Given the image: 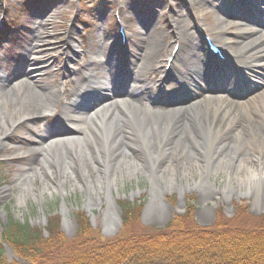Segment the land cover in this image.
I'll return each mask as SVG.
<instances>
[{
  "label": "bare ground",
  "instance_id": "bare-ground-1",
  "mask_svg": "<svg viewBox=\"0 0 264 264\" xmlns=\"http://www.w3.org/2000/svg\"><path fill=\"white\" fill-rule=\"evenodd\" d=\"M239 1V8L243 7L244 3L251 2V0ZM254 1L262 2L261 7L264 11V0ZM202 3L211 4L219 10L217 19L219 24L232 21H225L227 17H234V14L231 16L230 9H225L226 0H195L191 3L189 1L187 8L194 10ZM134 4V2L128 3V7L123 5V8H126L128 12L132 11L131 13L135 15L137 5L134 6ZM157 12V9L152 11V8H147L144 15L135 16L137 19L141 17L156 19L159 18ZM235 18L241 19L240 15ZM169 19L173 21L172 37L185 41L182 56L176 60L179 64L183 61V69L176 73V79L163 75V66H160L161 57L168 43H155L148 32H143L145 28L143 24H141V31L145 36L136 49L135 54L138 59L129 62V81L125 89L122 80L114 75L112 66L100 78L86 74L87 69L85 68L82 71L67 70V84L61 91L58 89L51 94L56 101L59 100V96L63 98L61 109L57 110V115L55 114L57 121L45 129L29 121L31 122L29 130L34 140H24L32 146L28 150L30 159L26 174L17 182L20 186L18 201L25 199V191H29V183L35 169L43 166L49 168V162H51L60 178L58 183L60 184L64 172L70 169L71 165L77 168L78 177L83 178V172L87 170V156L92 157L98 171L95 179H89V188L95 192L102 190L104 201L107 203L102 219L104 231H116L117 207L110 195V189L113 186L116 172L121 171L122 165L126 175L137 170L147 174L152 195L151 202L155 201L156 192L161 188L180 189L181 186L177 180L183 176L182 172L186 174L185 171L198 173L199 179L194 184V188H210L212 184L208 182V176L218 170H223L227 178H238L240 183L244 180H255L257 185L264 182V138L259 131V128H264V87L255 88L250 93H246V90L242 91L244 84L255 82L254 77H251L244 67L250 66L249 64H253V68L264 67V34L259 33L257 37L241 46L237 52H226L229 58H233L234 65L237 64V68H241L240 71L236 67L233 72L229 73L225 71L220 73L216 69L215 74L208 75L207 68L214 62L207 58L208 50L202 36L195 30L188 31L186 17L180 11L173 12ZM35 26L39 27L38 24ZM256 26V28H248L244 24L237 23L236 31H246L245 33L250 35L256 34L259 32L258 27L264 26V22H259ZM217 29L215 33L219 34L225 31L226 27L220 26ZM243 35H238L237 38L240 39ZM43 38L44 32L35 27V30L30 33L29 49L36 48L38 42L44 41ZM220 40L222 44L220 48L224 47L228 50L234 43L225 37ZM75 43L74 39L68 38L67 49L71 50ZM107 47V43L100 42L89 61L90 64L94 63L96 56L107 55ZM115 52L116 44L110 48L108 56H115ZM187 58L190 61H187ZM139 60H143V66L139 64ZM165 61L166 58L164 63ZM4 70V66L0 65L1 126L5 125L7 108V102L3 97L9 94L7 88L4 87L6 77ZM157 71L161 73L160 77L154 81V86L155 88L159 85L164 87L159 90L167 93L164 94L167 97L170 96L168 92L172 88L173 81L178 86L185 84L181 99L176 104L173 103V96L170 97L172 102L170 105L153 100L151 89L144 84L143 79L147 72ZM235 72L241 73L238 76ZM21 77L30 80L35 77V73L27 70L20 77L14 78L12 80L14 84L10 86V90L14 93L22 88L23 79L20 80ZM209 78L211 84H215L209 86ZM169 79L173 81L166 84ZM199 83H204V86H199ZM175 89L178 90L179 87ZM194 89H197L198 93L193 91ZM136 91L140 92L138 95H133ZM40 105L37 102L31 110H28L26 100L18 101L16 106L19 119L17 122L10 120L11 128L18 123L27 122L34 115L47 117L50 113L47 114L45 111H55L57 108L52 104ZM38 106L44 107L42 112L37 111ZM50 132L59 134L49 138ZM5 137L6 133L0 135V144L4 143ZM184 140H188L191 146L201 149L203 161L188 158L186 165L181 167L172 165L173 162H182L189 155ZM243 149L247 152L241 151ZM215 151L222 152V156H219L216 161L211 160V154ZM165 160H170L172 164L168 166L164 163ZM143 161L146 162L145 165ZM164 171H169V175L163 176ZM231 188L229 181L222 188V195L229 196L232 192ZM7 191L8 187L0 189V193ZM180 194L182 195L183 191ZM95 203L99 204L100 199L97 198ZM93 204V200L86 204L88 211ZM64 219H66L65 216Z\"/></svg>",
  "mask_w": 264,
  "mask_h": 264
},
{
  "label": "rangeland",
  "instance_id": "rangeland-1",
  "mask_svg": "<svg viewBox=\"0 0 264 264\" xmlns=\"http://www.w3.org/2000/svg\"><path fill=\"white\" fill-rule=\"evenodd\" d=\"M189 1L191 3L195 0H0V65L5 68L4 87L9 91V94L3 97L7 102L5 125H0V135L6 133L4 143L0 144V189L8 187L7 192L0 193V230L6 226L8 220L12 219L16 222L27 223L29 227L41 230V235L45 238L47 237V233L46 230L42 232V229L49 224L52 218L57 216V230L68 241L66 243L68 245L70 244L69 242L75 241V235L79 228V221L76 215L80 214L85 218V222L89 226L87 234H100L104 236L102 234V219L107 203L104 201V192L102 190L95 192L89 188V179H95L98 172L90 156L86 157L87 170L85 173L83 172V178L78 177L77 168L71 165L70 169L64 172L60 184H58L60 178L51 162H49V168L45 166L37 169L34 168L35 172L29 183V191H25V199L21 202L17 200L20 191V186L17 182H19V178L20 180L23 179L26 174L30 159L28 150L32 146L24 140H34L29 130L31 122L37 123L41 129H45L51 123L57 121L55 119L57 118L55 117L57 115L56 112L61 109L63 98L59 96V103L57 104L58 101L54 100L51 94L58 89L61 91L63 86L67 84V69L82 71L85 68L89 74H94L96 77L101 76V72L105 70V66H102L105 59L103 54L96 56L94 63L90 64L89 62L93 53L98 49L100 41L105 40L111 45L116 43L118 49L117 60L123 62L120 58L119 45L115 36L116 25L113 21L115 10H118L124 21L127 22L129 30L133 32L128 45L127 61L138 59L135 53L140 43L139 40L142 38L139 27L141 23H147V26L151 27L149 35L155 43H168L161 57V67L173 41L176 40L171 34L174 31L173 21L169 19V16L173 15L175 11H180L185 15L186 24L189 28L188 31H194L192 25L193 15L196 16L198 22L203 25L204 32L214 42L222 46L220 39L223 40V37L227 38L230 42H234L232 47L230 46V50L222 47L221 50L224 53L237 52L241 49V46L252 38L257 37L259 33L264 34V27H258L259 32L252 35L245 33L246 31H236L237 23L244 24L248 28L257 27L254 25V20L260 17V14L262 15L256 8L259 7L258 3H254V6L243 5V7L239 8V0L238 3L237 0H226L227 7L225 9H230L232 11L231 16L234 14V17H227L232 21H226L227 19H225L226 22H220L219 24L217 21L219 10L208 3H202L199 8L191 10L187 8ZM133 2L137 5V9L134 11L136 16L137 14L142 16L146 13L147 8H152V11L158 10L159 18L141 17L137 19L131 13L132 11L128 12L126 8H123V5L128 7V3ZM43 7L49 11V17L41 21L45 26L43 28L38 27L37 29L44 32V41L38 42V46L30 50V33L32 30H35L33 21L36 15L39 14V10L37 9H43ZM28 12L29 14L26 15ZM239 15L242 21H238L235 18V16ZM245 17H248L250 20ZM263 20L264 17H261V21ZM256 21L258 22V20ZM219 25L226 27V29L216 34L215 31L218 30L217 27H220ZM242 34L244 35L238 39V35ZM68 38L76 41L74 47H71L72 55L66 46ZM176 41L180 44L176 57L181 58L183 53L182 47L185 41L183 39H177ZM178 58L177 60H179ZM207 58L210 59L208 55ZM187 61H190V59L187 58ZM139 64L144 65L143 60H139ZM172 64L169 69V77L170 79H176V73L183 69V61L181 64H179V61L177 63L174 61ZM249 65L244 68H246L247 73L251 77H254L255 82L244 84L242 91L244 92L246 89H249L246 93L252 92L255 88L262 89L264 87V67L260 68V70L259 68H253V64ZM211 67L209 66V69ZM234 67L237 68V64ZM234 67L232 66L230 71L233 72ZM27 70L34 71L35 77L30 80L21 77L20 80L23 79L21 81L22 88L19 91L17 90V93H14L10 90V86L14 84L12 80L20 77ZM120 74L121 69L119 70V75H115L114 73L118 78H120ZM238 74L239 72H235V75ZM159 76L160 72L158 71L147 72L144 80L151 83L159 78ZM170 79L168 82L173 81ZM209 83L211 84V81ZM174 84L176 85V83ZM202 85L204 86V83H199V86ZM68 86H71V84H68ZM193 91L198 93L197 89ZM136 94L138 95V91L135 92ZM181 95L182 93L175 99L179 100ZM25 100L28 110H31L37 102L41 105L52 104L53 107L57 106V108L55 111H45L47 114L50 113L48 116L46 115L47 117L42 118L34 115L27 122L18 123L11 128L10 120L17 122L19 119L16 104L18 101ZM170 102L166 98H163L162 103L168 105ZM40 106H38L39 108L36 107L38 112H42L44 109V107L41 108ZM39 118H41L40 121ZM259 131L264 138V128H259ZM184 143L187 145L186 151L189 152V155L182 162H173L172 164L170 161L172 159H170L165 160L164 163L168 166L172 164L173 166L181 167L186 165L188 158L203 161V154L200 148L191 146L188 140H184ZM241 151L247 152L244 149ZM211 155V160L215 159L216 161L219 156H222V152L215 151ZM168 157L170 158L169 155ZM145 164L146 162L143 161V165ZM142 166H140L141 169ZM120 170H117L113 186L110 189V195L115 200L116 213L119 216L123 214L124 205L126 204L140 206L142 208L140 219L144 225L164 228L173 216L183 213L184 205L181 202H172L171 205L164 207L151 202L152 195L150 194V186L146 173L137 170L134 173L126 175L123 165ZM185 172L186 174L181 173L183 176L177 182L182 187L188 186V188H192L198 182V173L195 171ZM169 173V171H164L162 175L166 176ZM229 181L232 185V192L229 196L224 197L221 190ZM254 181L244 180L240 183L238 178H227L223 170H218L208 176V182L213 185L216 191L210 197L197 194L191 189L184 196L192 197L191 201L196 210L195 218L197 217V223L200 226L210 225L213 222L217 208L221 210L222 217L228 219L237 213V208L240 205L245 208V217H247L245 225H254L257 218L264 214V182L257 185ZM174 197V192H171L169 196L170 201ZM97 198L100 199V203L96 205ZM92 200L94 204L88 211L86 204ZM213 201L214 203H212ZM64 216L66 219H64ZM130 228L134 229L133 226H130ZM119 229L120 225L117 224L116 231ZM135 229L137 228L135 227ZM0 248L3 250L2 256L4 259L10 262L15 261L17 264H30L27 260L18 257L8 243L0 240Z\"/></svg>",
  "mask_w": 264,
  "mask_h": 264
},
{
  "label": "trees",
  "instance_id": "trees-1",
  "mask_svg": "<svg viewBox=\"0 0 264 264\" xmlns=\"http://www.w3.org/2000/svg\"><path fill=\"white\" fill-rule=\"evenodd\" d=\"M123 211L120 232L111 238L87 234L89 226L77 214L79 228L68 245L57 230V216L42 229L45 238L41 230L10 219L0 230V240L30 264H264V214L256 224L245 225L241 205L228 219L217 209L208 227L194 221L192 205L163 229L143 228L138 220L140 206L126 204ZM2 251L0 264H17L4 259Z\"/></svg>",
  "mask_w": 264,
  "mask_h": 264
},
{
  "label": "flooded vegetation",
  "instance_id": "flooded-vegetation-1",
  "mask_svg": "<svg viewBox=\"0 0 264 264\" xmlns=\"http://www.w3.org/2000/svg\"><path fill=\"white\" fill-rule=\"evenodd\" d=\"M190 189L192 191H195V193H197V194L199 193L202 196L208 195V197H210L213 193L216 192L212 188L202 189V188H194V186H192V188H188V186L187 187H182L181 186L180 189H174V188L163 189V188H161V189L157 190L155 201L152 202V203H155V204L160 205L161 207H164V206H167V205H171L172 202H174V203L181 202L184 205L183 206V211H186V209L188 208L190 203H192V201H191L192 197L191 196H184V194H186L187 191L190 190ZM182 191H183V194L181 195L180 192H182ZM171 192H174L175 197H174V199H172L170 201L169 196H170ZM193 212H194L193 219L197 223V217L195 218V212H196L195 207H194ZM214 218H215V215H214ZM214 218H213V220H214ZM178 231L182 232V230H178ZM184 232H189V231L185 230Z\"/></svg>",
  "mask_w": 264,
  "mask_h": 264
},
{
  "label": "water",
  "instance_id": "water-1",
  "mask_svg": "<svg viewBox=\"0 0 264 264\" xmlns=\"http://www.w3.org/2000/svg\"><path fill=\"white\" fill-rule=\"evenodd\" d=\"M118 221V219H116Z\"/></svg>",
  "mask_w": 264,
  "mask_h": 264
}]
</instances>
